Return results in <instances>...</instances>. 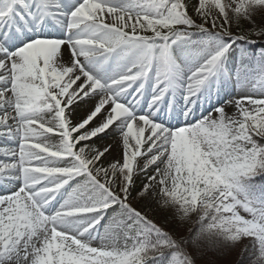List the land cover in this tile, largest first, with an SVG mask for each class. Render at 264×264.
<instances>
[{"label": "snow or ice", "instance_id": "snow-or-ice-1", "mask_svg": "<svg viewBox=\"0 0 264 264\" xmlns=\"http://www.w3.org/2000/svg\"><path fill=\"white\" fill-rule=\"evenodd\" d=\"M0 264H264V0H0Z\"/></svg>", "mask_w": 264, "mask_h": 264}, {"label": "rangeland", "instance_id": "rangeland-1", "mask_svg": "<svg viewBox=\"0 0 264 264\" xmlns=\"http://www.w3.org/2000/svg\"><path fill=\"white\" fill-rule=\"evenodd\" d=\"M97 143H99V141H97Z\"/></svg>", "mask_w": 264, "mask_h": 264}]
</instances>
